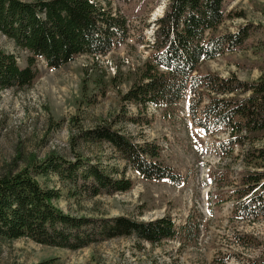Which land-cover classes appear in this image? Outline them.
I'll list each match as a JSON object with an SVG mask.
<instances>
[{
    "label": "trees",
    "instance_id": "obj_1",
    "mask_svg": "<svg viewBox=\"0 0 264 264\" xmlns=\"http://www.w3.org/2000/svg\"><path fill=\"white\" fill-rule=\"evenodd\" d=\"M164 1L162 14L152 23V39L146 46L149 56L135 69L127 91L118 94L124 106L120 112L92 128L77 127L69 139L72 160L50 153L42 160L31 157L20 170L0 174L1 239L24 238L74 251L116 238L157 245L177 237H192L196 228L191 223L192 215L179 229L169 216L144 222L125 216L64 214L54 205L59 192L41 188L35 179L55 175L73 189L72 195L87 198L129 191L132 182L125 177L128 169L144 180L179 185L180 175L162 164L157 144L137 142L116 127L121 123L147 125L148 120L140 114L149 106L168 117L183 99H187L192 125L205 134L226 132L227 140L218 142L220 153L231 156L239 148L245 166L250 167L233 191L234 217L239 221H264V147L257 146L264 138V30L245 24L234 32H221L226 20L243 17L242 12L227 11L226 0ZM128 33L126 18L113 12L110 0H0V34L25 55V65L20 67L16 56L0 49V90L30 89L38 76L39 60L46 68L56 70L79 56L95 61L85 71L89 83L90 75L96 73L93 66L97 58L124 43ZM259 33L262 36L256 37L255 43L261 60L253 64L260 74L256 80H240L234 73L221 77L200 71L203 62L243 48ZM103 79L102 74L94 80V88L101 94L106 85L120 83V76L118 81ZM87 90L84 88L83 103H95V94H87ZM125 105L135 107L136 115H127ZM102 144L123 162L121 169L94 163L76 153L80 145ZM37 264H55V259Z\"/></svg>",
    "mask_w": 264,
    "mask_h": 264
},
{
    "label": "rangeland",
    "instance_id": "obj_2",
    "mask_svg": "<svg viewBox=\"0 0 264 264\" xmlns=\"http://www.w3.org/2000/svg\"><path fill=\"white\" fill-rule=\"evenodd\" d=\"M110 5L114 13L126 18L128 37L106 56L97 58L93 66L96 73L90 75L89 83L85 71L95 61L79 56L56 70L46 68L39 60L38 76L30 89L0 90V174L20 170L30 163L31 157L42 160L50 153L72 160L69 139L76 128H92L124 107L118 94L127 91L135 69L149 56L146 46L152 39V23L162 14L165 1L110 0ZM225 8L233 14L242 12L243 17L226 20L221 32H234L245 24L264 30V0H226ZM258 36L262 34L233 53L203 62L200 71L221 77L234 73L240 80H256L260 74L253 64L261 60L256 53ZM0 49L16 56L18 65L24 67V53L1 34ZM102 74L107 82L118 81L120 76L119 85H106L101 94L100 89L94 88V80ZM84 88L88 89L87 94H95V103H83ZM125 108L127 115H136L132 105ZM140 116L149 123H121L116 128L137 142L157 144L162 164L180 175L179 185L144 180L128 169L125 177L132 182L129 191L87 198L72 195L73 189L55 175L35 179L41 188L59 192L54 205L64 214L90 218L125 216L144 222L169 216L179 229L192 215L191 223L196 226L192 237H177L157 245L116 238L74 251L38 245L24 238H0V264H37L47 259H55V264H264V221H239L233 215V191L250 167L245 166L239 148L231 156L220 153L218 142L226 141L227 133L205 134L193 126L187 114V99L180 101L168 117L151 106ZM257 146L264 147V138ZM76 153L104 166L123 167L106 144L80 145Z\"/></svg>",
    "mask_w": 264,
    "mask_h": 264
}]
</instances>
